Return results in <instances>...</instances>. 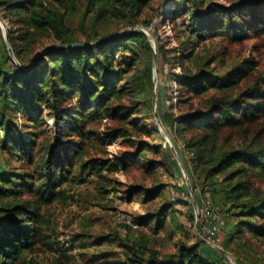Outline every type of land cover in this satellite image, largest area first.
I'll list each match as a JSON object with an SVG mask.
<instances>
[{
  "label": "trees",
  "instance_id": "16d2710c",
  "mask_svg": "<svg viewBox=\"0 0 264 264\" xmlns=\"http://www.w3.org/2000/svg\"><path fill=\"white\" fill-rule=\"evenodd\" d=\"M170 1L162 13L169 21L185 11L192 20L178 49L155 39L159 61L179 69L168 74L178 90L175 111H164L161 123L185 153L192 189L198 180L210 185L213 203L206 204L217 211V238L222 234L217 249L231 253L235 264H264V254L241 253L251 239L264 240V71L252 55L226 68L222 58L216 68L217 57L198 48L219 35L235 44L253 38V51L264 53V0H0L13 53L0 27V264H38L34 254L46 250L59 254L50 264H64L73 243L62 244L46 210L73 198L61 186L80 173L164 164L149 157L163 151V137L144 117L152 110L154 51L135 26L147 27L144 11L154 5L161 14ZM44 110L55 129L39 139L49 130L41 127ZM144 134L155 141L141 140ZM118 139L135 150L112 162L93 154H105V145ZM163 188L133 185L128 195L153 200ZM167 215L175 219L164 203L131 221L156 231ZM138 232L136 240L120 238L129 264H215L195 243L159 256Z\"/></svg>",
  "mask_w": 264,
  "mask_h": 264
},
{
  "label": "rangeland",
  "instance_id": "374dc122",
  "mask_svg": "<svg viewBox=\"0 0 264 264\" xmlns=\"http://www.w3.org/2000/svg\"><path fill=\"white\" fill-rule=\"evenodd\" d=\"M213 1L216 5H228L229 0ZM174 3L170 1L169 4L163 6L160 10L161 14L158 15L152 10L154 5L146 9L142 17L150 19L151 23L147 27L137 25L135 28L144 30L151 41L157 38L167 48L178 49L182 43L187 41L185 33L189 31L192 16L185 11L177 16L176 22L169 21L162 13ZM187 5L188 3L185 6ZM0 27L6 28V23L1 19ZM126 30L124 28L119 32L122 33ZM254 45L255 39L253 38L241 44H235L229 42L226 37L217 35L206 41L200 40L198 48H203L209 51L210 55L217 57L216 62L212 64H216V68L219 67V61L222 58L225 60L224 67L226 68L227 65L241 62L252 55L259 60V69L264 71V53L259 54L253 51ZM171 71L178 72L179 69L176 66L173 67L172 63H161L156 56L153 64L152 110L144 114L145 121L149 123L151 129H154L153 125H155L163 137V140L158 141L162 145L163 151L150 154L149 157L156 161H165L164 164H157L151 170L140 166H131L126 171L122 170L119 164L117 169H103L101 174L87 169L80 173L77 182L61 186L64 193L72 195L73 198H69L65 202L54 201L47 208L46 214L58 239L63 242V245L73 243L65 250L67 258H62L64 264H88L91 261L92 264H102L103 262L106 264H129L125 256V248L120 245V238L132 236V239L136 240L139 235L138 231L144 233L149 247L157 251L159 256L176 253L182 245L188 246L195 243L199 246L201 254L215 264L234 261L231 253L229 255L222 254L219 249L211 247L202 240L205 230L216 221L205 212L206 203L208 201L213 203L210 188H206L210 185L205 180H198L195 182V188L190 191V179L183 164L186 159L185 153L180 143L175 142L173 136L161 123L163 112L167 109L174 112L173 105L177 102L176 84L168 77ZM42 114L41 127L49 130L48 133L42 132L39 139L44 134L53 135L55 129L54 117L50 116L46 110ZM6 116H10V114L6 113ZM21 120L19 117L16 119L18 122ZM152 138L153 136L147 134L141 136V140L147 142L155 141ZM134 150L135 147L126 145L122 143L121 139H118L105 145V154L98 151L93 154L112 162L123 159V156L129 155ZM4 159L5 152L0 151V163H3ZM12 164L17 165L16 160H12ZM78 172L77 168L76 173ZM215 179L217 185H220L222 176L219 175ZM133 185H141L146 188L163 185L164 188L160 196L153 200H145L142 195H128V191ZM164 203L170 204L171 210L174 212V220H171L167 215L165 221L156 231L150 229L148 223L140 228H126L123 219L148 217ZM177 225L181 227L177 228ZM84 233L89 236H84ZM98 236H105L101 244H92L90 241ZM218 238L221 241L222 234L219 233ZM250 241L249 246H241L242 255L244 253L264 254V240L251 239ZM230 247L234 248L235 244L231 242ZM34 256L38 264H50L53 258L59 254L46 250L38 251Z\"/></svg>",
  "mask_w": 264,
  "mask_h": 264
},
{
  "label": "built area",
  "instance_id": "2783aa9c",
  "mask_svg": "<svg viewBox=\"0 0 264 264\" xmlns=\"http://www.w3.org/2000/svg\"><path fill=\"white\" fill-rule=\"evenodd\" d=\"M205 212L207 215L210 216V218L216 219L217 221V211L210 207L208 204L205 206ZM216 221L214 222V224H212L210 227H208L205 230V234L204 237H202V240L207 243L208 245H210L211 247L214 248H219V244H218V238L216 236V231H217V224ZM123 222L126 225H129L131 227H135V224L131 221V219H123Z\"/></svg>",
  "mask_w": 264,
  "mask_h": 264
},
{
  "label": "water",
  "instance_id": "95a60500",
  "mask_svg": "<svg viewBox=\"0 0 264 264\" xmlns=\"http://www.w3.org/2000/svg\"><path fill=\"white\" fill-rule=\"evenodd\" d=\"M1 29H2V32H3V36H4V39H5V42L7 44L8 51H9L10 55L13 57V53H12V50H11V47L9 45L8 38H7L6 28H1ZM135 29L140 30L138 28H135ZM140 31H142L143 33H145L147 35V33L144 30H140ZM119 34H121V33H119ZM151 43H152V48H153V51H154V59H153V61H155L156 60V42L154 40V41H151ZM185 178L187 179V177H185ZM189 189H190V191L192 190L191 186H189ZM232 263L235 264L234 261Z\"/></svg>",
  "mask_w": 264,
  "mask_h": 264
}]
</instances>
